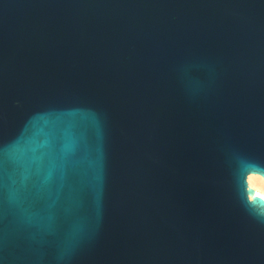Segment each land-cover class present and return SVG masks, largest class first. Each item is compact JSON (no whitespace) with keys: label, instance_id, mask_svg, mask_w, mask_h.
<instances>
[{"label":"water","instance_id":"95a60500","mask_svg":"<svg viewBox=\"0 0 264 264\" xmlns=\"http://www.w3.org/2000/svg\"><path fill=\"white\" fill-rule=\"evenodd\" d=\"M264 0H0V264H264Z\"/></svg>","mask_w":264,"mask_h":264},{"label":"bare ground","instance_id":"6f19581e","mask_svg":"<svg viewBox=\"0 0 264 264\" xmlns=\"http://www.w3.org/2000/svg\"><path fill=\"white\" fill-rule=\"evenodd\" d=\"M248 183L255 191V194L264 199V181L259 176H249Z\"/></svg>","mask_w":264,"mask_h":264},{"label":"rangeland","instance_id":"374dc122","mask_svg":"<svg viewBox=\"0 0 264 264\" xmlns=\"http://www.w3.org/2000/svg\"><path fill=\"white\" fill-rule=\"evenodd\" d=\"M251 187V186H250ZM252 188V187H251Z\"/></svg>","mask_w":264,"mask_h":264}]
</instances>
